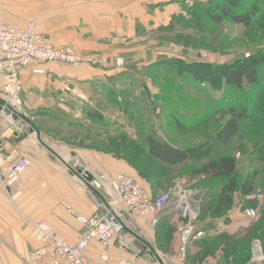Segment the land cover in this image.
Here are the masks:
<instances>
[{"label": "rangeland", "instance_id": "1", "mask_svg": "<svg viewBox=\"0 0 264 264\" xmlns=\"http://www.w3.org/2000/svg\"><path fill=\"white\" fill-rule=\"evenodd\" d=\"M168 1L172 9L168 20L161 21L159 15L153 14L161 7L149 5L151 19L156 16L157 19L150 20L132 42L116 43L109 49L105 46V50H82L65 44V48L81 58L78 65L71 66L105 67L113 75L107 77V83L99 86L100 92L95 91V94L65 83L64 93L80 102L75 105L83 112L80 122L45 121L43 132L52 143L77 148L78 153L74 151L71 157L78 158L83 168L93 170L88 163L91 154L104 160L111 157L116 160L117 171L128 172L153 194L170 192L174 196L185 192L189 195L191 200L183 201L188 204L187 215L184 216L179 207V195L174 196L166 207L177 214V219L158 228V235L153 233L151 241L145 240L157 251L162 249L164 258L174 256V259L164 260V264H197L203 257L206 264L257 263L264 260V65H260V84L244 82L241 91L218 80L213 68L259 52L264 54V6L260 4V13L245 27L227 19L215 23L205 12L212 10L208 5L213 1H226L232 8L243 11L254 0ZM6 2L16 10L28 6L27 0H0V6ZM193 18L198 23L193 22ZM171 22L173 29H164ZM187 66L203 78L186 72ZM18 99L19 111L27 114L21 91ZM64 100L65 95L61 98L62 102ZM234 103L236 110L245 105L249 117L241 121L238 133L230 141L221 143L215 138ZM88 112L94 113L96 118L90 117ZM149 136L182 149L209 148L210 153L201 161L188 159L166 165L150 155L146 140ZM224 155L236 160L234 183L201 173L207 162ZM248 180L253 192L243 195L241 184H249ZM224 188L231 199L230 205L218 204ZM250 200H257L253 217L245 213ZM125 220L127 226L137 229L117 235L111 247H116L117 255H121L115 257L137 261L136 255L142 253L139 239L142 228L138 227L141 222ZM188 221L193 224L191 232L194 234L214 238L225 233L236 237L216 240L206 246L198 244L201 251L192 255L189 254L191 240L181 256L180 228L189 225ZM109 247L96 245V251L108 252ZM131 250L135 255L128 257ZM146 258L149 259L139 257V264H160L150 255ZM5 264L24 262L7 261Z\"/></svg>", "mask_w": 264, "mask_h": 264}, {"label": "crops", "instance_id": "2", "mask_svg": "<svg viewBox=\"0 0 264 264\" xmlns=\"http://www.w3.org/2000/svg\"><path fill=\"white\" fill-rule=\"evenodd\" d=\"M25 4L28 6L16 10L6 2L0 6V18L21 26L33 21L36 31L54 46L68 44L82 50H105V46L109 49L116 43L132 42L135 34L146 29L150 20L157 19V16L151 19L149 5L161 7V10L153 12L160 16L161 21L168 20L172 10L168 0H27ZM34 68H43L45 72L35 73L32 71ZM112 75L113 72L105 67L71 66L58 62H33L20 70L21 95L27 110V114H23L34 123L39 135L28 132L29 125L23 120H12L0 113V166L9 156H25L30 160L29 167L17 180L6 183L0 180L1 264L7 261L23 262L31 250L43 244V233L36 224L48 226L71 242L80 238L83 229L75 221L74 214L87 215L93 211V194L68 168L71 155L78 153L77 148L52 143L45 137L42 124L45 121L53 124L77 121L78 124L83 112L81 107L78 109L75 105L80 102H75L64 93L65 83L89 89L95 94V91L100 92L99 86L106 84L107 77ZM63 95L65 100L62 102ZM88 160L90 167H99L110 177L122 172L117 171L116 160L111 157L104 160L91 154ZM174 218L177 219V214L165 207L155 227L147 221H140L138 227L142 228V239L151 241V235H158V228ZM135 229L137 227L128 225L125 232L131 233ZM200 237L193 240L190 255L201 251L203 239ZM157 238L159 241L160 237ZM140 244L142 253L136 255L138 259L141 257L146 261L149 259L147 255H150L157 260L143 242ZM96 245L86 250L94 263L102 252L96 251ZM151 247L162 261L174 259L173 255L164 258L162 249L157 251ZM115 249L110 245L108 252L112 258L119 259L115 256L121 255H117ZM127 255L132 257L135 252L131 250ZM138 259L133 261L139 264ZM205 259L203 257L197 264H206Z\"/></svg>", "mask_w": 264, "mask_h": 264}, {"label": "built area", "instance_id": "3", "mask_svg": "<svg viewBox=\"0 0 264 264\" xmlns=\"http://www.w3.org/2000/svg\"><path fill=\"white\" fill-rule=\"evenodd\" d=\"M81 58L65 46H54L44 35L35 29L33 21L21 26L15 22H7L0 18V97L11 108L19 111L18 95L21 91L20 70L33 62L78 65ZM35 73H44L43 68H34ZM65 89V86H64ZM67 90L75 92L66 87ZM21 112V111H19ZM29 158L7 157L0 166V180L3 183L17 180L29 167ZM71 170L88 172L92 176L90 184L103 196L107 205L93 194L94 208L90 214H74L75 221L83 232L76 242L65 239L44 224H36L44 236V242L31 250L24 257V264H136L128 258H112L108 252H101L98 263L87 256V248L94 244L109 247L117 235L126 230V218L136 221H147L152 227L159 223L163 209L174 196L178 200H191L186 193L170 192L153 194L127 173H118L113 177L93 169L83 168L78 158H71ZM72 173V171H70ZM193 199V198H192ZM194 203L195 200L193 199ZM188 209V204H185ZM255 209L245 210L248 217L254 216ZM183 212V210H182ZM186 216L187 212H183ZM180 228L182 247L180 255L184 256L188 242L200 236L191 232L192 222ZM191 224V225H190Z\"/></svg>", "mask_w": 264, "mask_h": 264}, {"label": "trees", "instance_id": "4", "mask_svg": "<svg viewBox=\"0 0 264 264\" xmlns=\"http://www.w3.org/2000/svg\"><path fill=\"white\" fill-rule=\"evenodd\" d=\"M264 6V0H254L253 3L249 4L245 10L239 11L237 9L232 8L231 4L226 1H213L211 2L208 7H211L212 10L208 9L206 15L215 23H220L224 20H230L236 24L243 25L248 27L252 24L253 18L258 15L261 11V6ZM205 9V11H206ZM193 22H196L194 20ZM194 24V23H193ZM173 22L169 26L164 27V29L172 30L173 29ZM190 27V26H189ZM188 28V27H185ZM158 29H162L159 27ZM264 65V54L260 55V52L256 55H251L242 60H235L230 65L224 66H216L213 68L214 74L218 78V80L222 81L228 86L235 87L239 91L243 90L244 82L250 85L257 86L260 84V65ZM186 72L194 74V71L191 67L187 66L184 68ZM196 78L202 79V74H194ZM245 93L244 95H247ZM245 103V101H244ZM235 103L230 105L228 112L229 116L225 121L221 124L217 135L216 141H220L221 143H227L235 136L239 128L241 126V121L245 118L249 117V113L247 109L242 105L236 110ZM90 117L96 118L94 113L88 112ZM264 119V117H263ZM148 144V151L150 155L158 159L160 162L166 165H176L185 162L188 159H193L196 161H201L206 158L209 153L210 149H182L176 146L170 145L163 141L154 139L153 137L149 136L147 139ZM236 172V160L234 157L230 155H224L217 159L210 160L207 162L202 168L201 173L206 176H213L219 179L231 181L234 183V175ZM249 181V180H248ZM250 182V181H249ZM243 187V188H242ZM253 192V186L250 182L246 185V183L241 184V193L243 195H249ZM227 205L231 204V199L227 197V190L223 189V194L218 198V204ZM249 207L255 208L257 205V200H250L247 204ZM220 213L219 210L215 212L216 215ZM234 234H225L222 233L221 236H217L214 238L211 237H202L203 245H210L213 241H220V240H227V239H234ZM200 237V238H201ZM195 240V239H193ZM192 240V241H193Z\"/></svg>", "mask_w": 264, "mask_h": 264}, {"label": "water", "instance_id": "5", "mask_svg": "<svg viewBox=\"0 0 264 264\" xmlns=\"http://www.w3.org/2000/svg\"><path fill=\"white\" fill-rule=\"evenodd\" d=\"M5 114L6 116L10 117L12 120H18L21 119L24 122H26L29 127H28V132H36V135H39V130L35 127L34 123L28 118L26 117L22 112L16 111L13 108H11L8 104H6V102L0 97V113ZM68 168L70 171H72V173L74 175H76L77 177H79L84 184L86 185V187L88 188L89 191H91L93 194H95L98 198H100L106 205L107 202L105 201V199L103 198L102 194L93 186L90 184V181L92 180V176L88 173V172H84L82 174H80V171H74L70 169V166L68 164ZM141 242H143L144 246L149 249L151 252L154 253L157 261L160 264H164L163 261L159 258V256L155 253L154 249L149 245V243H147L145 240H143L142 238H139ZM251 264H264V260H260L257 263H251Z\"/></svg>", "mask_w": 264, "mask_h": 264}, {"label": "bare ground", "instance_id": "6", "mask_svg": "<svg viewBox=\"0 0 264 264\" xmlns=\"http://www.w3.org/2000/svg\"><path fill=\"white\" fill-rule=\"evenodd\" d=\"M183 201H185V199H182L181 201H178V204H179V207H180V209L181 210H183V212H187L186 211V209H185V207H186V205L183 203ZM258 247V246H257ZM259 248V247H258ZM259 251V250H258ZM260 260V259H259Z\"/></svg>", "mask_w": 264, "mask_h": 264}]
</instances>
